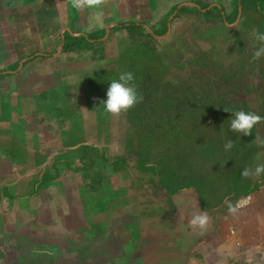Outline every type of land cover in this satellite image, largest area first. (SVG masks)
Instances as JSON below:
<instances>
[{
	"label": "crops",
	"instance_id": "0c3cea01",
	"mask_svg": "<svg viewBox=\"0 0 264 264\" xmlns=\"http://www.w3.org/2000/svg\"><path fill=\"white\" fill-rule=\"evenodd\" d=\"M235 1L0 0V264H192L216 247L223 252L216 254L214 264L224 256L232 259L240 242L229 230L245 223L242 213L251 196L243 202L239 197L236 203L234 192L225 194L230 191L225 183L218 205L211 206L213 196L204 197L196 184L170 195L154 172L137 169V156L127 171L108 167L106 172L127 177L111 187L104 172L80 169V146L90 145L88 139L94 137L106 143L104 133L87 137L92 130L85 119L76 120L77 126L72 119L63 126L62 121L74 99L82 104L90 93L105 111L119 104L128 113L129 104L123 97L117 101L114 94L118 80L110 83L106 98L98 97L88 82L102 72L121 75L126 55L137 47L124 28L130 24L152 36L164 84L173 82L172 75L191 77L189 86L181 80L172 84L184 89L199 85L192 87L193 93L208 94L217 104L213 94L226 92L225 87L219 89L224 73L230 72L241 92L257 93L253 69L262 53L260 16L239 5L236 20L229 22ZM201 3L219 8L222 15L205 19L201 14L206 10L187 9ZM252 14L255 22L244 23ZM257 75L260 78L259 71ZM243 104L250 109L244 101L235 106ZM59 111L64 112L62 120L55 115ZM115 114L119 112L107 116ZM116 118L110 119L111 125H122V118ZM105 121L95 127L105 126ZM263 157L257 166H263ZM84 173L99 174L100 185L90 189ZM70 174L80 177L79 182L68 180ZM105 188L112 189L109 200ZM255 194L264 195V183ZM218 206L224 207L216 210Z\"/></svg>",
	"mask_w": 264,
	"mask_h": 264
},
{
	"label": "trees",
	"instance_id": "16d2710c",
	"mask_svg": "<svg viewBox=\"0 0 264 264\" xmlns=\"http://www.w3.org/2000/svg\"><path fill=\"white\" fill-rule=\"evenodd\" d=\"M238 5L246 8V11L249 10L250 14L258 13L260 17L264 16V9H262L260 0H240ZM238 5L236 4L234 7L232 14L234 20L232 22L237 18L238 13L235 12V8H238ZM195 7H198L200 11L201 9L206 10L204 14L212 13V8L207 9L208 5L201 3V6L195 5ZM180 9H186V7ZM174 11L175 8L168 18ZM124 28L137 47L132 48L126 55L121 75L102 72L100 76L89 79V87L96 91L98 97L105 98L108 95L110 83L117 80L123 81L130 91H134L135 97L129 103L128 119L130 117L133 122H138L140 146L136 167L139 171L154 172L160 183L164 187L170 188V195L177 192L182 186L202 185L197 182V177H189L184 174L186 170L193 171L192 161L197 159H195L196 153L198 154V150L206 147L207 144L220 143L222 140L218 142L215 139H220L223 134L234 140L231 141L228 148L236 156L241 151V147L244 146L243 143L254 136L252 127L246 124L244 120L247 112L243 111L237 117L238 107L222 104L224 101L222 96H218L217 104H213L212 98L208 95L193 93L192 87L184 89L179 85L174 87L171 84H164L161 75L162 66L155 56L157 48L155 44L152 45L150 40L152 36L145 33L140 25L130 24ZM166 31L164 28L161 34H165ZM262 34L263 32L260 33V37L264 42V35ZM67 45L66 50L68 49ZM258 69L261 79V95L264 102V70L261 68L260 60ZM241 123L245 125L242 128L239 125ZM174 131L176 134H173ZM220 144L225 143L221 142ZM79 149L82 153L80 169L83 171L89 172V164H93L97 159L109 162L114 171L129 166L123 156L110 160L104 156L103 152L99 154L93 146L82 145ZM185 166L187 169L181 172L180 168L183 169ZM95 176L84 173V177L87 179L84 182L90 186V189H94L101 183L99 174ZM48 178L50 177L45 176V180ZM261 178L262 183L258 184V181L250 182L246 174L243 177L239 172L234 173L231 181L226 183L227 187L229 185L230 191L225 194L234 192L233 201L235 202L239 197L243 199L250 197L259 190V186L263 185L264 172ZM197 187V192L205 193L202 192L201 187ZM214 192L216 199L211 201V206L220 204L222 199L221 191ZM203 201L205 203L204 199Z\"/></svg>",
	"mask_w": 264,
	"mask_h": 264
},
{
	"label": "rangeland",
	"instance_id": "374dc122",
	"mask_svg": "<svg viewBox=\"0 0 264 264\" xmlns=\"http://www.w3.org/2000/svg\"><path fill=\"white\" fill-rule=\"evenodd\" d=\"M235 2L238 5V2H240V0H236ZM260 2L262 4V9H264V0H260ZM242 8H243L242 11L246 12V8L244 7ZM187 9L192 10L194 13L198 12V7L196 8L195 6L194 7L189 6ZM187 9L186 11H188ZM233 12H234V8H233ZM235 12L239 14V5H238V8L237 7L235 8ZM244 12L243 14L244 16H246V13ZM220 14L222 15V12L220 11V9L217 7L215 8L213 7L212 13L201 14V15L202 17L204 16V18L207 19L208 17L211 18L214 16H218ZM197 15L199 16V14ZM253 15L254 14L250 15V17H244L245 20H247V21H244V23L247 22L246 24H249V21L251 20H252V23H254L255 16ZM223 17L224 16H221V18L224 20ZM233 20L234 18L232 17L228 19L229 22ZM257 25L259 26L258 37L260 40V42H258V45L263 54L258 52L260 57L258 58L257 60L258 62L256 63L259 68V60H260L261 68L264 70V52H263L264 47L261 46L262 45L261 43L263 42L259 35L261 32H263L262 35H264V16L259 17V21L257 22ZM229 55H230V52H229ZM257 65L254 66V69H253L255 73L254 84H256L255 86L256 88H253V92L256 91L257 93H250L246 91H244L245 93L242 91L243 92L242 93L240 89V83L234 78V73L231 74L230 72H225L224 75L231 79L229 80L225 77V79L222 80L224 82V84L222 83V89H219V90L222 91L224 90L223 87H225L226 92L224 94H213L215 97L222 96V98H224L226 102H229V104L234 103L233 106H235L238 102H241V101H244L248 104L250 109H247L246 105L243 104V105H240L238 110L242 109L243 111L245 110L244 112H247V116L245 117L246 119L244 120L246 124H249L252 127L251 129L253 130L254 136H251L248 139V141H246V143H243L244 146L241 147V151L236 156H234L231 150L228 148L229 144H231V141H234V140L222 134L220 139H215V140L218 142L222 140L221 142H224L226 145L225 144L221 145L220 144L221 142L216 143L215 145H211L212 143L207 144L206 147H203L198 150L199 151L198 154L196 153L195 159L196 158L197 159L193 161L195 165L193 167V171L189 172L188 170H186L187 169L186 166L183 169L180 168L182 170L181 172H183V170L184 171L186 170L184 174L188 175L189 177H197L198 183L203 185L204 181L206 183L208 182V186L200 185L202 192L203 191L205 192L204 197L206 198H210L211 196H213V200H215L216 193L213 192L211 189H214V191H218L221 188L222 184L223 183L226 184L230 182L231 178H233L234 173H237V172H239V174L242 175L243 177L246 174L250 182L255 183L258 181V184L262 183L261 175L263 174L262 169L264 170V163H263L264 161L261 163L263 165L261 167L257 166V164H259L261 161L260 160L261 155L264 156V148L263 149L261 148L264 146V119H263V112H264L263 103L264 102H263L262 95H261L262 94L261 79L257 75L259 71V69L257 68ZM169 75H172V74H169ZM263 77H264V72H263ZM170 80L173 81L172 83H178L177 80H181L179 83H182L185 86H189L188 83H190L189 80H191V77L179 76L178 79H176L174 75H172L170 77ZM118 82L121 83L120 88L118 86H115L114 94H117L116 95V98L118 99L117 101L121 100V98L123 97L128 106V104L130 103V101L128 100L129 99L128 97H130L131 99L134 98L135 93L133 90L130 91V89L127 87V85L123 81L122 82L118 81ZM251 82L253 83V79H251ZM172 83H171V86H174V87L178 86ZM195 86L198 87L199 85H195ZM195 86L191 85L190 87L194 88ZM205 87L207 86H202L201 88H205ZM122 89L127 92V94H125L124 96L122 92H121L122 93L121 95L119 93ZM207 90L208 89H206L205 91ZM219 90L218 92H220ZM128 94L130 95L128 96ZM73 96L74 98H76L75 95ZM74 100H75L74 102L76 103L72 104L71 110L70 111L68 110L65 112L67 115L65 117L66 118L65 121L64 120H63L64 122L62 121V126L64 124H67L66 122H68L70 119H72L73 123L76 126L78 124L76 120L85 119L86 124H89L92 130V133L88 132L87 137L94 136L96 134H98L99 136H102L103 133H104V136L106 137V143L105 141H103V138H98V139L96 137H94L93 139L89 138L88 140L89 141L92 140L91 142H93V143L90 142L91 143L90 146H93L94 148H96L99 154L103 152L104 156H106L110 160L123 156L125 157L127 164L130 165V167L131 166L134 167L135 157L136 156L138 157L139 146H140L138 122L136 121L133 122L130 119V117L128 119V113L126 109L125 110H123V108L120 109L119 104L115 107V110L105 111L101 101H98L92 93H90V95H88L87 97L85 96V99L83 98L82 104H80L77 101V99H74ZM105 101L107 102L106 99ZM92 108L94 109L92 110ZM129 109L130 108L128 106L127 110L129 111ZM119 110H121L122 113H120ZM125 111L127 113V121L124 120V116H126ZM113 112H119V114L113 115L112 118L117 116L116 120L118 121L120 118H122V121H119V122H122V125H119L116 123H114L115 125H111L113 121L110 120L112 118H110L111 116L109 115H111ZM107 114L109 115L107 116ZM240 114L242 113L241 112L236 113L237 117ZM55 115L58 118L61 117V120L64 118V112L62 111L56 112ZM102 119H103V122L107 120L105 121L106 125L105 126L99 125V127H95L97 126V124H99L97 122L98 121L101 122ZM239 125L241 128L242 126L243 127L245 126L243 123ZM75 129H77V127L73 125V131ZM173 134H176V131H174ZM207 141H210V139H207ZM89 165H90L89 166L90 170L94 171L96 169L97 171H100V173L104 172V175H105L104 177L106 178L105 182L106 181L109 182L111 184V187H114L113 183H115L116 180H118L120 177L122 178V180L127 178L123 175H120L119 177L118 176L119 174L106 172L107 170L110 171L108 167H110L111 164L109 162L101 161L97 159L93 164H89ZM127 168L123 170L127 171ZM124 174L128 176L127 172ZM69 176H72V178H67L71 182L73 183L79 182L80 177H78L77 175L70 174ZM28 177L30 176L26 175V178ZM75 177H76V180H75ZM33 179H36V176H34ZM57 179L52 177V180L54 181ZM210 182L212 185H209ZM105 191L107 192L106 197L108 198V200L111 199L112 189L107 190L105 188ZM256 196L257 195L255 194L250 197L251 199L248 200V205L245 207V210H243L242 215L245 216V223L238 228H235V227L231 228L232 230L231 232L229 230V234H231L232 237L234 236V238L236 239V242H240V246L239 244H236L238 247H236L235 255H233L232 259L230 258L228 261H226L227 259H225V256H224L221 259V261L222 260L223 261L221 263L217 262L216 264H264V200H263L264 195L261 194V196H258V197ZM222 207L224 206H218L216 210L221 209ZM231 236L230 238H232ZM204 239L205 238H202L200 240L201 244H205L203 242ZM243 241L245 242L246 245L244 243H242L241 245V242ZM1 243H3L4 245L5 240H1ZM239 247H241L242 249H239ZM201 249H198V251H200ZM212 251H213L212 254L208 256L202 255L201 260H196V261L194 260L192 261V264H214L216 258H218L216 254L217 253L220 254L221 252H223V249L221 248L218 249L216 247V249ZM118 262L119 264H122V262L120 261Z\"/></svg>",
	"mask_w": 264,
	"mask_h": 264
},
{
	"label": "clouds",
	"instance_id": "9594fccd",
	"mask_svg": "<svg viewBox=\"0 0 264 264\" xmlns=\"http://www.w3.org/2000/svg\"><path fill=\"white\" fill-rule=\"evenodd\" d=\"M244 201V199H242Z\"/></svg>",
	"mask_w": 264,
	"mask_h": 264
},
{
	"label": "water",
	"instance_id": "95a60500",
	"mask_svg": "<svg viewBox=\"0 0 264 264\" xmlns=\"http://www.w3.org/2000/svg\"><path fill=\"white\" fill-rule=\"evenodd\" d=\"M243 202V200H241Z\"/></svg>",
	"mask_w": 264,
	"mask_h": 264
}]
</instances>
